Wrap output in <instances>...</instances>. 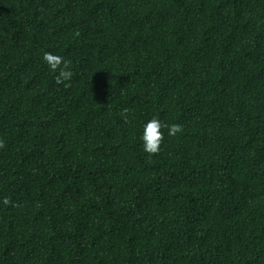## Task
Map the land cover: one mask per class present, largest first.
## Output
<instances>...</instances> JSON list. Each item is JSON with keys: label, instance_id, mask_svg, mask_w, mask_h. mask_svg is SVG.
I'll return each mask as SVG.
<instances>
[{"label": "trees", "instance_id": "trees-1", "mask_svg": "<svg viewBox=\"0 0 264 264\" xmlns=\"http://www.w3.org/2000/svg\"><path fill=\"white\" fill-rule=\"evenodd\" d=\"M0 140V264H264V0H0Z\"/></svg>", "mask_w": 264, "mask_h": 264}, {"label": "clouds", "instance_id": "clouds-1", "mask_svg": "<svg viewBox=\"0 0 264 264\" xmlns=\"http://www.w3.org/2000/svg\"><path fill=\"white\" fill-rule=\"evenodd\" d=\"M43 59L55 74L56 83H63L71 79L73 73L70 70V60L65 59L63 56L55 55L47 51L43 53ZM65 86L68 85L66 84ZM162 128L168 129L169 136H175L177 133L183 131L181 125L176 123L162 124L156 117H153L147 121L144 125L141 139L143 141V150L149 155L157 154L160 151V145L164 139V134L161 131ZM0 147H4L3 140H0ZM3 203L8 204L9 199L5 197Z\"/></svg>", "mask_w": 264, "mask_h": 264}]
</instances>
